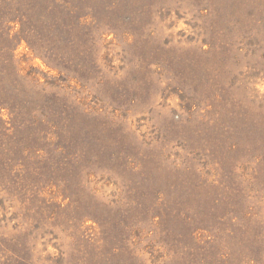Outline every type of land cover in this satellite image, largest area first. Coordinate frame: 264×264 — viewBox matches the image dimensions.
Masks as SVG:
<instances>
[{
  "label": "rangeland",
  "instance_id": "374dc122",
  "mask_svg": "<svg viewBox=\"0 0 264 264\" xmlns=\"http://www.w3.org/2000/svg\"><path fill=\"white\" fill-rule=\"evenodd\" d=\"M0 264H264V0H0Z\"/></svg>",
  "mask_w": 264,
  "mask_h": 264
}]
</instances>
